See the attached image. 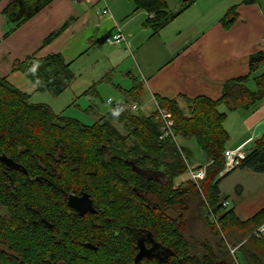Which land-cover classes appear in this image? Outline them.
I'll list each match as a JSON object with an SVG mask.
<instances>
[{"label": "trees", "instance_id": "1", "mask_svg": "<svg viewBox=\"0 0 264 264\" xmlns=\"http://www.w3.org/2000/svg\"><path fill=\"white\" fill-rule=\"evenodd\" d=\"M52 1L14 0L1 15L16 28ZM130 1L136 11L147 13L144 24L153 34L192 4L187 0L171 12L165 0ZM235 10L236 6L230 8L222 17L224 28L236 21ZM64 29L65 25L50 33L40 47ZM34 61L39 67L32 74ZM13 69L24 73L35 92L54 96L64 93L74 80L59 54L31 56ZM249 80L254 90L246 86ZM94 89L95 85L82 96ZM125 94L124 104L139 102L142 86L135 78ZM155 101L170 112L175 137L193 139L209 163L197 185L189 180L186 186L175 187L188 166L174 141L158 139L154 112L144 116L126 110L118 119L107 112L87 126L55 114L47 105L31 103L30 96L0 77V155L22 167L7 168L6 176L0 162V204L6 209V216H0V242H7L14 253L0 252V264H133L141 234L145 238L149 234L161 246L160 259H142L138 264H235L224 236L244 251L248 264H264V238L254 234L264 225V207L242 220L233 208L222 206L227 197L222 199L218 189L221 179L232 172L219 177L230 136L224 128L226 113L218 108L246 112L264 101V51L248 57L245 75L223 83L217 100L178 96L155 97ZM236 169L264 173V134L254 140ZM192 192L201 197L206 228L217 239L214 245L186 237V200ZM80 193L90 196L94 214L80 217L67 206V196Z\"/></svg>", "mask_w": 264, "mask_h": 264}, {"label": "crops", "instance_id": "2", "mask_svg": "<svg viewBox=\"0 0 264 264\" xmlns=\"http://www.w3.org/2000/svg\"><path fill=\"white\" fill-rule=\"evenodd\" d=\"M12 1L0 0V77L30 99L35 88L22 71L13 68L31 56L61 55L74 75L69 87L81 82L88 89L95 85V94L106 78L114 91L122 93L131 88V78H135L142 86L138 102L142 110L154 107L155 97L205 96L217 100L223 83L245 75L248 57L264 51V0H190L192 4L156 34L144 24L147 13L136 11L130 0H53L16 28L1 15ZM185 1L165 0L171 12ZM234 6L236 21L224 28L221 19ZM104 9L109 14H102ZM63 25L60 36L40 47ZM118 30L125 44L116 47L106 43V38H112ZM117 81L129 82L130 87L122 88ZM242 112L247 115L238 117L236 132L243 139L226 150L243 151L264 126V101L252 111ZM181 142L185 149L186 139L181 138Z\"/></svg>", "mask_w": 264, "mask_h": 264}, {"label": "rangeland", "instance_id": "3", "mask_svg": "<svg viewBox=\"0 0 264 264\" xmlns=\"http://www.w3.org/2000/svg\"><path fill=\"white\" fill-rule=\"evenodd\" d=\"M104 84L105 85L101 88H96L97 94L91 92L88 97L82 96L83 92L88 88L84 87V83L81 82L75 86L72 85L59 96H54L49 92H36L30 99V102L33 104L47 105L57 115L77 120L83 125L91 126L101 115L109 112L112 105L107 103L108 99H111L116 104L117 101L123 100L126 97L124 96L126 91H123V93L114 91L107 78L104 80ZM117 84H119L122 88L125 87L124 85L130 87L129 82L117 81ZM246 86L250 90H254V83L252 80H249L246 83ZM133 104L138 105V103H134L131 100L127 105V112L131 114L146 116L151 114L150 112L154 109L152 106L148 109H142L139 112H134L131 109ZM181 107L186 110V103H182ZM218 110L219 112L228 114L223 105L220 106ZM240 115L247 114L243 112L228 114L224 128H226L230 134L231 140L227 143L226 149H231L232 144H238L243 139V136L239 139L238 133L236 132L238 126L237 124H240V120L238 119ZM116 126L122 133H126L122 123H117ZM263 133L264 126L260 127L257 131V134L254 137L255 140L260 138ZM175 143L178 148H182L180 149L183 151H180V153L186 160V164H188L189 167L198 165L199 163L205 161V157L193 139H186L185 149L183 148L181 138H177ZM252 145L253 143L245 147L243 151H248ZM188 182L189 176L186 172L184 175L175 180V187L178 186L176 185L178 183L181 186H186V183ZM219 188L221 190L220 197L222 199L227 197L229 202L227 209L233 208L236 211L237 216L242 220L253 216L258 210L264 207V173L258 174L251 171L249 172V170L242 171L238 169L222 179ZM199 193L203 198L200 191ZM200 196L198 193L192 192L187 197L188 227L186 237L190 240V242L201 243L202 241H207L211 245H214L217 239L213 238L206 228V223L204 221L206 210L201 204L202 200ZM168 214L172 215L170 212ZM209 218L211 219V217ZM224 238L228 244V249L234 248L229 238L227 236H224ZM233 250L235 251L233 257L235 264H248V260L242 249L236 247Z\"/></svg>", "mask_w": 264, "mask_h": 264}, {"label": "built area", "instance_id": "4", "mask_svg": "<svg viewBox=\"0 0 264 264\" xmlns=\"http://www.w3.org/2000/svg\"><path fill=\"white\" fill-rule=\"evenodd\" d=\"M101 13L109 14L107 9H104ZM106 43H108L111 46L119 47L125 44V37L122 35L120 30H118V32L112 38H106ZM109 100L111 99L107 100L108 104H110ZM153 103H154V121L158 124V139L159 140L171 139L172 141L176 142V137L173 130V120L170 112L166 108L159 107L155 99ZM131 109L134 112H139L141 111V106L137 104H133ZM244 157H245V153L241 149L226 150L224 153V160H225L224 168L222 172L219 174V177H222L225 174L235 170L239 166L240 161L244 159ZM208 165L209 163H205L204 165L198 168L188 167L187 174L189 176V180L197 185L200 181L204 179L206 167ZM228 205L229 202L227 200L222 203V206L225 208H227ZM254 234L256 235V237L264 238V225L256 229V231H254ZM233 249L234 248L229 249L230 255L232 257H234L235 254V251Z\"/></svg>", "mask_w": 264, "mask_h": 264}, {"label": "water", "instance_id": "5", "mask_svg": "<svg viewBox=\"0 0 264 264\" xmlns=\"http://www.w3.org/2000/svg\"><path fill=\"white\" fill-rule=\"evenodd\" d=\"M0 162L10 169H22V167L15 163L12 159L6 157L5 155H0ZM67 206L73 210L77 215L84 216L85 214H94L96 211L92 205L90 196L87 193H80L79 195L69 194L66 201ZM150 244V247L147 248L145 241ZM146 240L144 238L136 239V249L137 253L135 254L133 264H138L142 259H148L155 257L160 259L159 255L155 253L161 246L156 243L149 234H147ZM165 251L171 255V252L168 249Z\"/></svg>", "mask_w": 264, "mask_h": 264}, {"label": "flooded vegetation", "instance_id": "6", "mask_svg": "<svg viewBox=\"0 0 264 264\" xmlns=\"http://www.w3.org/2000/svg\"><path fill=\"white\" fill-rule=\"evenodd\" d=\"M4 167H5V169H4V174L7 176V171H6L7 167H6L5 165H4ZM8 181H9V180H8ZM8 183H9V182H8ZM150 201L153 202L151 198H150ZM72 211H73V210H72ZM73 212H74V211H73ZM87 214H89V213H87ZM0 216H2V218L6 216V209H5V207H4L2 204H0ZM78 216H79V215H78ZM80 217H81V216H80ZM42 222L45 223L44 220H42ZM138 238H144V239L146 240V238L144 237V234L138 235L137 239H138ZM145 245H146L147 248L150 247V244L147 242V240L145 241ZM0 252H1L2 254H4L5 256H12V255H14V253L9 249V245H8L7 242H4V243H3L2 241L0 242ZM155 253H157V255L160 256V251H159V249H158Z\"/></svg>", "mask_w": 264, "mask_h": 264}, {"label": "clouds", "instance_id": "7", "mask_svg": "<svg viewBox=\"0 0 264 264\" xmlns=\"http://www.w3.org/2000/svg\"><path fill=\"white\" fill-rule=\"evenodd\" d=\"M38 67H39V62L34 61L32 67L29 69V72L35 74ZM109 103L111 104V100H109ZM126 110H128V106L124 104L122 100H120L116 102V105L114 107H111L109 109V112L114 119H118L122 115V113Z\"/></svg>", "mask_w": 264, "mask_h": 264}]
</instances>
